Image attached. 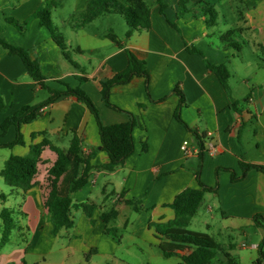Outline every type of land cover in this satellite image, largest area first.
<instances>
[{"label":"crops","instance_id":"crops-1","mask_svg":"<svg viewBox=\"0 0 264 264\" xmlns=\"http://www.w3.org/2000/svg\"><path fill=\"white\" fill-rule=\"evenodd\" d=\"M91 1L0 0V37L26 50L45 78L42 86L21 58L0 44V98L5 104L0 110V145L14 142L18 133L15 126L3 133L5 119L68 86L88 94L106 126L127 123V113L132 114L135 153L122 166L106 170L109 157L86 104L62 96L42 108L37 119L21 126L23 145L0 147V215L3 209L11 210L18 225L1 251L0 264H185L182 256L193 250L166 257L161 245L172 243L159 233L175 219L170 207L175 198L184 190L201 189L196 178L201 163L198 141L175 117L180 94L186 100L182 120L204 139L200 180L216 188L205 193L188 229L207 234L223 248L208 264H264L259 254L264 229L254 222L256 215L264 217V173L252 169L245 179L233 182L228 171L241 176V163L264 166V0H190L195 5L182 16L178 0H163L166 17L155 1L144 0L151 29L134 31L130 37L125 19L115 14L86 22ZM50 2L56 4L52 21L65 51L35 17ZM205 6L216 11L215 26L207 24ZM228 32L232 34L226 37ZM188 48L201 51L212 65L227 67L230 93L205 59ZM127 50L145 62L150 89L147 93L142 77L113 87L111 103L124 113L105 105L101 82L127 68ZM74 138L81 140L82 154L90 157V180L71 193V183L87 168L86 163L72 162L60 180L59 195L91 208H72L74 226L54 235L45 198L46 176L57 155L49 148L43 151L45 163L39 166L36 186L26 193L13 192L1 172L11 156H27L45 139L68 151ZM186 141L189 155L181 149ZM209 142L216 147L213 153ZM113 209L119 216L104 223L101 215ZM2 230L0 218V241Z\"/></svg>","mask_w":264,"mask_h":264},{"label":"trees","instance_id":"trees-1","mask_svg":"<svg viewBox=\"0 0 264 264\" xmlns=\"http://www.w3.org/2000/svg\"><path fill=\"white\" fill-rule=\"evenodd\" d=\"M161 8V14L166 17L165 10L167 5L163 0H153ZM179 15L182 16L187 13L195 4L190 0H178ZM55 2L48 3L43 9L36 13L35 17L40 20V24L46 27L54 41L64 51L66 49L63 37L58 34L52 21V8L55 7ZM204 12L209 16L207 24L209 26H215L217 21V13L214 9L204 7ZM101 14H117L121 15L130 31L127 33V37H130L134 31H142L151 29L150 10L144 0H92L89 3L87 11L84 14L86 22H92ZM170 22V21H169ZM174 27L175 25L172 24ZM232 32H228L226 37H229ZM114 42L119 43L117 38L113 35L109 36ZM0 44L9 51L11 55H15L21 58L29 75L44 86L45 78L41 73L40 66L36 61H33L28 52L21 47L14 46L8 43L6 40L0 37ZM234 45V44H230ZM235 46V45H234ZM190 53L197 54L204 57L203 53L196 48H188ZM67 56V55H66ZM128 66L122 72L116 73L111 79H107L101 82V96L105 105L115 111L125 112L121 108L113 105L110 100L111 90L118 85H125L131 82L135 77H142L146 81V91L149 93L150 89V76L146 69L145 62L139 60L134 53L127 50ZM68 57V56H67ZM207 67L210 71L214 72L220 79L223 87L230 93V86L228 80L230 73L226 66H215L209 63L206 59ZM81 82H84L85 78H79ZM62 96H73L79 101L87 105L99 128V136L101 146L104 152L109 157V163L103 166L106 170H112L115 167L122 166L136 150L134 141V129L136 127L135 117L127 113L130 116V120L127 123L116 124L106 126L103 124L99 111L95 104L80 88H70L67 86L64 92H52V96L40 104L34 106H25L15 112L12 116L5 119L2 124V131L6 133L11 126H15L17 129V138L14 142L6 145H0V147H13L15 145H23L24 140L20 132V128L24 124L33 122L40 114L42 108L55 102ZM186 105V100L182 94H180V103L177 108L175 117L177 121L183 124L188 130H190L198 141L199 156L201 158L200 167L196 174L197 181L201 187L200 190L187 189L181 192L170 205L175 212V219L170 221L166 226L159 230L162 237L171 241L172 244H162L161 248L166 257L178 255L176 251H185L187 249L193 250L190 254L182 256L185 264H208L217 255V253L223 248L217 244L210 236L204 233L193 232L188 229L191 220L197 214L207 191H216V188H210L205 186L200 180V172L202 167V159L205 153V147L203 142V136H199L198 133L189 128V126L182 120L181 111ZM5 108L3 100L0 98V110ZM49 148L57 155L56 162L48 170L46 176V198L45 207L52 215V219L55 225L53 234L56 235L63 229H70L74 226V221L71 218V209L76 208H91L87 204H73L71 197H61L59 195V183L61 178L68 172L72 162L77 164L86 163L87 168L82 175L71 183V193H75L83 189L90 180V157H85L81 151V140L74 138L72 140L70 149L64 151L61 148L56 147L49 140L45 139L41 144L31 147L27 156H11L6 162L4 170L1 172V176L4 178L5 183L13 190V192L26 193L36 186L35 178L39 173V166L44 162L42 159L43 151ZM242 175L237 176L235 171L228 170L232 173V181L239 182L246 178L247 173L256 169L264 173V166L251 165L241 163ZM2 199H5L4 195H1ZM127 204L133 206L136 211L140 208L134 201H127ZM13 212L9 209H3L0 218L3 221L2 238L0 241V254L2 249L7 245L11 239L13 231L17 230V222L12 216ZM119 216V211L113 209L109 212H105L101 215V219L104 223L109 224L112 220ZM254 222L257 227L264 229V217L256 215ZM159 228V227H158ZM111 231L107 229V233ZM259 254L264 257V238L259 246ZM226 256L230 258V255L226 253ZM88 261L90 256L87 257Z\"/></svg>","mask_w":264,"mask_h":264},{"label":"built area","instance_id":"built-area-1","mask_svg":"<svg viewBox=\"0 0 264 264\" xmlns=\"http://www.w3.org/2000/svg\"><path fill=\"white\" fill-rule=\"evenodd\" d=\"M208 138H211V134H208ZM189 143L186 141V142H184L183 144H182V146H181V149H182V151L185 153V154H187V155H189L190 154V148H189ZM208 150H209V152L210 153H213V152H215L216 151V147H215V145L213 144V142H209L208 143Z\"/></svg>","mask_w":264,"mask_h":264},{"label":"rangeland","instance_id":"rangeland-1","mask_svg":"<svg viewBox=\"0 0 264 264\" xmlns=\"http://www.w3.org/2000/svg\"><path fill=\"white\" fill-rule=\"evenodd\" d=\"M53 8H54V7H53ZM53 8H52V10H53ZM65 10H67V9L61 10V13H62V14H63V13L65 14ZM64 14H63V15H64ZM116 15H117V14H116ZM117 18H119L120 20H124V19L122 18L121 15H117ZM123 22H125V21H123ZM195 227H196V225L192 226L191 228L194 229ZM196 229H200V228L197 227ZM17 240H18V239H17ZM125 243L128 244L129 241L126 239V240H125Z\"/></svg>","mask_w":264,"mask_h":264}]
</instances>
